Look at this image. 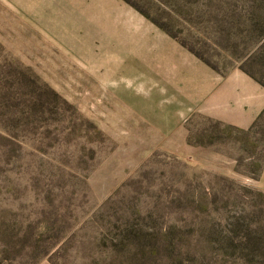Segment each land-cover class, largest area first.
I'll list each match as a JSON object with an SVG mask.
<instances>
[{
  "label": "rangeland",
  "instance_id": "374dc122",
  "mask_svg": "<svg viewBox=\"0 0 264 264\" xmlns=\"http://www.w3.org/2000/svg\"><path fill=\"white\" fill-rule=\"evenodd\" d=\"M173 43L264 83V0H0V264H264V114L169 124Z\"/></svg>",
  "mask_w": 264,
  "mask_h": 264
},
{
  "label": "crops",
  "instance_id": "0c3cea01",
  "mask_svg": "<svg viewBox=\"0 0 264 264\" xmlns=\"http://www.w3.org/2000/svg\"><path fill=\"white\" fill-rule=\"evenodd\" d=\"M173 44L172 54L164 52L163 59L167 56L171 68L166 72L162 68L161 83L162 94L170 91L172 97L159 102L160 114L169 118V124L181 125L183 119L200 114L224 125L247 129L264 113V84L258 79L239 66L219 72ZM261 184L264 188V170Z\"/></svg>",
  "mask_w": 264,
  "mask_h": 264
},
{
  "label": "trees",
  "instance_id": "16d2710c",
  "mask_svg": "<svg viewBox=\"0 0 264 264\" xmlns=\"http://www.w3.org/2000/svg\"><path fill=\"white\" fill-rule=\"evenodd\" d=\"M243 69H244L245 71H247L248 73H250L252 76H254V75H253L251 72H249L247 69H245V68H243ZM254 77H255V76H254ZM255 78H256V77H255ZM256 79H257V78H256ZM259 81H260V80H259ZM260 82H261V81H260ZM261 83H262V82H261ZM262 84H264V83H262ZM263 114H264V113H262V114L260 115V117H261ZM260 117H259V118H260ZM259 118H258V119H259ZM258 119L256 120V122L258 121ZM256 122H255V123H256ZM219 123H220V122H219ZM255 123H254V124H255ZM220 124H221V123H220ZM254 124H253V125H254ZM228 126L235 127V126H232V125H228Z\"/></svg>",
  "mask_w": 264,
  "mask_h": 264
}]
</instances>
